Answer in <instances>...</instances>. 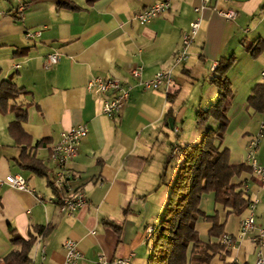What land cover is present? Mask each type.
I'll return each instance as SVG.
<instances>
[{
    "label": "crops",
    "instance_id": "obj_1",
    "mask_svg": "<svg viewBox=\"0 0 264 264\" xmlns=\"http://www.w3.org/2000/svg\"><path fill=\"white\" fill-rule=\"evenodd\" d=\"M70 1L77 10L57 7L54 0H0V82L24 91L15 103L26 110L16 138L9 132L14 112L0 111V179L19 175L28 188L0 186V264L15 248L12 233L34 238L31 264H63L67 239L82 254L78 264H95L100 254L112 260L130 253L131 264H145L150 251H144V232L163 214L171 188L163 178L169 150L176 148L178 157L181 146L200 142L208 129H217L214 120L207 127L199 124L196 113L216 103L218 90L211 79L220 72L231 85L220 151H228L230 165L246 164L248 145L257 138L254 158L264 167V112L247 103L252 89L264 82V0H210L202 8V0H170L166 13L146 25L133 15L159 0ZM19 3L26 5L21 17ZM226 10L235 11V19L219 15ZM196 19L200 27L188 60L173 66L181 36ZM27 32L39 36L27 38ZM50 54H57L59 61L46 68ZM213 62L219 63L216 72L210 70ZM128 64L143 67V80L172 68L173 84L167 91H143L130 78ZM99 76L131 87L128 103L111 118L102 113L105 97L86 89ZM82 124L89 133L67 169L87 205L68 215L49 202L62 195L48 184L54 171L49 157L60 134ZM173 137H180L182 144L170 145ZM28 155L41 162L46 177L21 167V158ZM231 183L241 184L251 202L257 201L256 224L227 261L255 264L258 252L264 260V234L260 248L251 240L264 230V182L249 172ZM199 210L215 216L223 224L222 234L233 237L249 214L227 213L215 206L212 193L202 197ZM211 226L202 218L196 224L204 243L218 242L209 238ZM38 228L47 233L38 235ZM212 264L221 262L215 257Z\"/></svg>",
    "mask_w": 264,
    "mask_h": 264
},
{
    "label": "trees",
    "instance_id": "obj_2",
    "mask_svg": "<svg viewBox=\"0 0 264 264\" xmlns=\"http://www.w3.org/2000/svg\"><path fill=\"white\" fill-rule=\"evenodd\" d=\"M54 1L57 7L78 9L70 0ZM93 1L87 0V3ZM211 82L218 90V99L206 110H198L196 119L201 125L214 120L218 127L215 130L208 129L200 142L179 148L182 163L170 188L163 214L152 226V248L147 264H212L215 257H218L221 264H238L227 261L231 251L220 245L223 224H219L215 216H206L199 210L202 197L210 193L214 195L215 206H220L227 213L241 215L251 203L242 185L231 183L233 178L243 173H252L251 168L247 164L230 165L228 151H220L227 127L225 102L231 95V85L222 76V72L213 76ZM23 93L22 89L10 82H0V111L14 112L15 120L9 125V132L15 138L22 133L20 124L26 118V110L15 103ZM247 103L255 112H264V82L252 89ZM19 164L36 176L46 177L44 167L34 157H22ZM48 184L56 192L51 182L48 181ZM199 218L211 222L209 238H216L218 242L213 244L200 240L196 230ZM115 229L119 230L118 227ZM46 233V229H37L40 236ZM10 242L15 248L1 260V264H31L29 252L34 238L24 240L12 233Z\"/></svg>",
    "mask_w": 264,
    "mask_h": 264
},
{
    "label": "built area",
    "instance_id": "obj_3",
    "mask_svg": "<svg viewBox=\"0 0 264 264\" xmlns=\"http://www.w3.org/2000/svg\"><path fill=\"white\" fill-rule=\"evenodd\" d=\"M210 0H202V7L208 5ZM26 5L19 3L17 12L22 16ZM170 8V0H159L150 7L136 12L133 15V20L140 25H146L154 19L162 16ZM200 8H194V12H199ZM219 15L226 20H233L236 17V12L233 10L220 11ZM200 19H196L189 24L188 30L183 32L180 40V45L174 59L173 66H178L188 60L189 48L193 44L194 37L199 30ZM39 33H25V37H38ZM59 61L57 54L46 56L45 67L51 68ZM18 66H15L17 68ZM219 68L218 62L211 64V71L216 72ZM127 72L130 78L141 87L143 91H157L164 89L167 91L173 84L172 68L158 71L151 80H143V67L136 64H128ZM264 78V69L261 73ZM86 89L89 93L105 97L102 105V113L106 117H113L128 103L130 99L131 87L125 82L115 78L95 77L90 80ZM89 133L88 127L85 124L72 127L60 134L58 142L52 147L50 160L54 164V171L51 179L52 187L56 192L62 193L60 197H55L49 202L57 206L61 212L68 215H73L76 211L87 205L85 194L72 185V176L67 169L68 162L78 155V148L81 142ZM258 145V139H253L248 145L246 155V164L251 168L252 174L261 182H264V167L259 166L254 158V150ZM173 154L177 153V149H173ZM27 191L25 180L19 175H8L5 179H0V186ZM257 201H252L249 206V214L240 221L239 232L236 237L223 234L220 239V245L227 250H233L237 242L241 241L247 234H250L255 228L254 209ZM152 227H148L144 232L146 242L151 240ZM264 230L259 229L251 240L257 247L263 246ZM64 263L63 264H78L82 259V254L77 248L76 243L67 239L64 243ZM133 254L130 253L124 258L108 259L100 254L95 264H131ZM255 264H264L260 252L257 253Z\"/></svg>",
    "mask_w": 264,
    "mask_h": 264
},
{
    "label": "rangeland",
    "instance_id": "obj_4",
    "mask_svg": "<svg viewBox=\"0 0 264 264\" xmlns=\"http://www.w3.org/2000/svg\"><path fill=\"white\" fill-rule=\"evenodd\" d=\"M202 110H206V109H204V108H202ZM208 122V121H207ZM207 122L205 123V124H202V126H208L207 125ZM209 123V122H208ZM194 125H196V124H194V123H192V127L194 126ZM172 132V131H171ZM170 143V145L171 144H176V142H177V144L178 145H181L182 144V140L180 139V137L179 138H176V137H173V138H171L170 139V141H169ZM198 142V141H197ZM197 142H195V143H193V144H196ZM174 144V145H175ZM170 149V148H169ZM176 155H177V153L176 154H173V152H172V150L170 149L169 150V163H168V165H167V168H166V170H165V172H164V184L165 185H167V184H169L170 186H172V183L174 182V179H175V177H176V168H178V164H179V161H180V157L178 156V157H176ZM158 221H155L154 222V224H156ZM144 241H145V239H144ZM146 242V241H145ZM151 248H152V242H151V240L148 242V244H147V246H144V251L146 252V250H147V252L148 251H150L151 250ZM147 258H146V261H145V264H147ZM139 264V263H138Z\"/></svg>",
    "mask_w": 264,
    "mask_h": 264
}]
</instances>
